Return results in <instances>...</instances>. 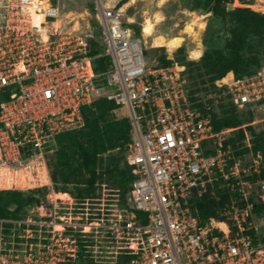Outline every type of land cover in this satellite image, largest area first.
<instances>
[{"label": "built area", "instance_id": "obj_1", "mask_svg": "<svg viewBox=\"0 0 264 264\" xmlns=\"http://www.w3.org/2000/svg\"><path fill=\"white\" fill-rule=\"evenodd\" d=\"M66 1L0 0V191L48 188L24 216L0 218V264H75L85 248H100L89 241L99 234L110 256H89L95 264L122 252L130 256L124 264H264V160L225 145L245 125L215 131L211 117L219 102L264 109V64L223 82L225 75L205 98L190 95L184 70L147 66L119 1L76 0L93 5L111 58L98 74L90 26L67 20ZM99 79L110 88L102 97L123 107L131 125L129 209L109 219L55 191L48 166L57 136L83 127ZM216 182L229 194L222 219L200 222L195 202Z\"/></svg>", "mask_w": 264, "mask_h": 264}, {"label": "trees", "instance_id": "obj_2", "mask_svg": "<svg viewBox=\"0 0 264 264\" xmlns=\"http://www.w3.org/2000/svg\"><path fill=\"white\" fill-rule=\"evenodd\" d=\"M199 1L202 2L200 9L219 17L227 25L224 49L206 52L202 57L203 65L212 74L210 83L213 91L216 90L214 82L224 77L226 73L225 77H231V72L236 77H242L252 74L262 65L250 72L248 70L250 60L244 58L243 51L248 47L252 38H256L258 41L264 40V13L254 9L256 5L249 0L248 2L247 0H238V6L231 11H227V5L231 4L233 0ZM98 43V39L95 37L90 40L89 55L95 56L92 61L93 70L100 74L109 70L111 66V58L105 55L102 45L101 30L100 46ZM253 62L258 64L256 60ZM171 64V61L163 60L161 67H169ZM99 82L102 83V80L99 79ZM108 91L110 88L101 84L99 98L82 108L84 125L81 129L60 134L56 138V144H60L62 148L53 154L56 156L55 169L50 173L53 189L57 192L68 193L78 203L91 201L95 198V182L102 175L99 170L97 171L101 155L106 152L119 151L122 152L124 159L125 148L130 140L131 125L128 119L107 120L105 118L111 111L118 108L114 102L102 97ZM226 104L232 113L229 117L221 118V114L211 112L214 130L235 129L245 125L244 128H238L230 133L225 145L231 147L235 156L251 151L253 154L260 153L264 160V122L259 130L249 125L250 122L242 124L237 115L239 109L229 103ZM244 110L253 116L252 110L249 108ZM246 136L249 138L250 149L244 146ZM65 140H70L75 148L73 157H68L67 153H63V148L69 147V141H66L67 145L65 146ZM125 165L126 176L124 179L122 175L117 176V174H121L118 166L115 168L116 176L112 172H109V175L114 185L118 187L121 196L123 198L126 196L124 199H127L133 176L126 162ZM222 186V182H216L213 188L195 202L200 222L209 218L222 219L221 209L229 199V194ZM47 192L48 188L29 191H0V218L17 219L24 216L29 208L45 201ZM125 206L126 209H129L126 201ZM258 209L260 210V208ZM82 256L81 254L75 264H95L89 255L84 258ZM129 259L130 256L122 252L117 255L115 262L105 264H124Z\"/></svg>", "mask_w": 264, "mask_h": 264}, {"label": "rangeland", "instance_id": "obj_3", "mask_svg": "<svg viewBox=\"0 0 264 264\" xmlns=\"http://www.w3.org/2000/svg\"><path fill=\"white\" fill-rule=\"evenodd\" d=\"M104 1L108 3H115L119 1L118 6L125 7L127 17H130L133 21L131 23L127 22V24H122V26L129 28L134 37L141 39L144 47L145 61L148 67L159 68L163 66V60L171 61V65L180 68V70H184V74L187 77V86L190 95L198 96L199 98H205L207 93L212 91V85L210 83L212 74L209 72L208 68L203 65L202 57L206 52H214L224 49L225 40L227 38V25L219 17L213 16L212 13H207L200 9V6L202 5L201 1ZM249 1L254 3L253 0ZM259 3L264 4V1L260 0ZM231 4L233 8L237 7L238 0H233ZM66 5L69 8H73V14L71 15H69V12H64V14L68 16L67 20H78L80 22L81 28L83 29H86V26L88 24L90 26L88 30H90V33H93L95 39H98V42L100 43V30L98 27L99 23L93 5L90 3H81L76 0H72L71 2L70 0H68L66 1ZM254 9H256L260 13H264V6L256 5ZM156 16L159 18V22H157V25L155 24L154 27V31L156 34L163 35L165 38H172L181 35L184 39L182 45L175 49L173 53H168L165 48H149L150 40H144L141 35L142 24L144 23V21L146 19L153 20ZM192 20H196L195 30L198 29L197 25H201L203 27L201 32L197 36V39L196 37L193 38L183 32L185 26ZM197 47L201 49V57L197 60L191 59L190 51L196 49ZM243 56L244 58L250 60L248 67V70L250 72L255 70L259 65L264 64V40L258 41L256 40V38H252L249 41L248 47L243 51ZM252 59L256 60L258 64L256 62H253ZM98 83L100 88L101 82ZM112 89L115 90V88ZM215 106H217V108L212 109L211 112L221 114V118L229 117L232 114L231 110L225 102L222 104L219 102ZM251 110L253 111V116L249 115L244 109H240L237 115L242 124L250 122L249 125H252L257 130H259L261 129L262 123L264 122V109L263 107H256ZM105 118L107 120H129L127 111L123 107L119 106L117 109L111 111L108 116L106 115ZM66 141H69V147H64L63 153H67L68 157H73L75 148L71 144L70 140H65V146L67 145ZM60 148H62L61 145L57 144V150H59ZM121 153L122 152L119 151L106 152L101 155L97 165V171L99 170L102 175L95 182V198L89 201V204H91L89 205V208L91 209L89 213L94 212L98 214L99 217L102 216L104 219L111 218V214H117L119 212L124 213L126 211L125 201L127 204V199H124L126 198V196L124 198L123 196H121L118 187L114 185L111 180V176L109 175V172H112V174H115L116 176L115 168L116 166H118L121 174H117V176L120 177L122 175V178H125L126 165ZM55 160L56 156L51 155L49 157L50 163L48 166L50 173L55 169ZM214 186L215 183L208 186L207 192ZM89 241H92L90 245H97L100 248H85L86 250L84 249V251L86 252H82L83 256H110L109 254L105 253L110 250L106 247L111 246V244L108 243V239L103 237L101 238V235L99 234L97 235V238H92V240L90 238Z\"/></svg>", "mask_w": 264, "mask_h": 264}, {"label": "bare ground", "instance_id": "obj_4", "mask_svg": "<svg viewBox=\"0 0 264 264\" xmlns=\"http://www.w3.org/2000/svg\"><path fill=\"white\" fill-rule=\"evenodd\" d=\"M261 1H264V0H261ZM124 10H125V7H122V11H124ZM126 20L129 23H131L133 21L130 17H127ZM157 22H159V18L157 16L153 20L146 19L144 21V23L142 24V30H141V35H142L143 39L147 40V41L150 40L149 48H165L168 53H173V51L175 49H177L178 47H180L182 45V42L184 41L183 37L181 35H178V36L172 37V38H165L163 35L156 34L154 31V27H155V24ZM195 22H196V20H192L190 23H188L185 26L183 32L186 35L191 36L193 38L196 37V39H197V36L199 35V33L201 32L203 27L201 25H197L198 29L195 30V24H196ZM200 57H201V49H199V47L190 51V58L191 59L197 60ZM178 70H180V68H178ZM230 78L231 77L224 78L223 82H227Z\"/></svg>", "mask_w": 264, "mask_h": 264}, {"label": "water", "instance_id": "obj_5", "mask_svg": "<svg viewBox=\"0 0 264 264\" xmlns=\"http://www.w3.org/2000/svg\"><path fill=\"white\" fill-rule=\"evenodd\" d=\"M232 10V4H228L227 5V11H231Z\"/></svg>", "mask_w": 264, "mask_h": 264}, {"label": "crops", "instance_id": "obj_6", "mask_svg": "<svg viewBox=\"0 0 264 264\" xmlns=\"http://www.w3.org/2000/svg\"><path fill=\"white\" fill-rule=\"evenodd\" d=\"M233 8V7H232Z\"/></svg>", "mask_w": 264, "mask_h": 264}]
</instances>
